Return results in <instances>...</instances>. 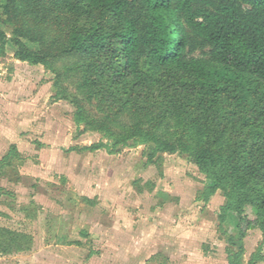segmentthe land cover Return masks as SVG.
Instances as JSON below:
<instances>
[{
	"label": "rangeland",
	"instance_id": "obj_1",
	"mask_svg": "<svg viewBox=\"0 0 264 264\" xmlns=\"http://www.w3.org/2000/svg\"><path fill=\"white\" fill-rule=\"evenodd\" d=\"M20 20L55 50L73 22L47 8ZM0 30L7 37L0 53V264H264V220L243 238L231 215L220 224L225 194L204 201L210 184L192 159L206 144L225 154L234 149L247 137L245 119L262 125L257 98L222 94L219 110L202 115L188 79L141 56L145 80L120 101L114 90L121 84L107 91L105 56L98 63L57 55L48 67L31 66L14 58L11 28ZM77 108L85 117L79 125ZM131 128L186 147L150 163V144L138 137L114 145Z\"/></svg>",
	"mask_w": 264,
	"mask_h": 264
},
{
	"label": "trees",
	"instance_id": "obj_2",
	"mask_svg": "<svg viewBox=\"0 0 264 264\" xmlns=\"http://www.w3.org/2000/svg\"><path fill=\"white\" fill-rule=\"evenodd\" d=\"M2 1L0 24L11 28L9 42L19 62L48 67L57 55H85L98 63V56H105L102 69L111 73L107 91L113 90V83L121 84L123 89L114 91L122 101L126 88H135L145 80L139 71V58L145 56L149 65L191 82L202 115H207L208 107L219 110L215 99L228 93L242 102L257 98L264 105V0ZM45 8L73 19L59 50L46 47L43 35L21 23V16L29 9ZM94 13L99 15L98 22L79 23ZM6 41V34L0 30L1 54ZM25 42L37 49L28 48ZM198 50H206L204 58L194 57ZM98 71L95 68L88 74L97 75ZM83 114L84 110L77 108V125L85 122ZM243 126L247 128L246 139L227 154L206 144L192 155L195 166L210 184L204 201L218 190L224 192L226 202L220 209L219 223L224 224L231 215L240 238L264 220V122L256 126L245 119ZM203 128L202 124L199 134ZM127 131L128 136L114 140V145L138 137L142 144H150L146 155L150 163L157 153L172 154L186 147L181 140H160L138 128ZM98 148L92 146L91 150Z\"/></svg>",
	"mask_w": 264,
	"mask_h": 264
}]
</instances>
